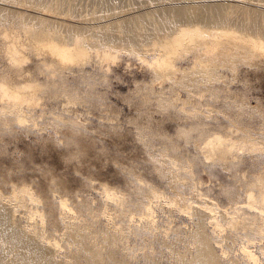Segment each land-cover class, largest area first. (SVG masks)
Wrapping results in <instances>:
<instances>
[{
	"label": "bare ground",
	"instance_id": "1",
	"mask_svg": "<svg viewBox=\"0 0 264 264\" xmlns=\"http://www.w3.org/2000/svg\"><path fill=\"white\" fill-rule=\"evenodd\" d=\"M122 53L145 77L122 97L147 163L119 164L117 142L112 185L84 173L98 129L70 108L113 112L98 86ZM242 66L264 79V0H0V264H234L233 245L264 264V112ZM29 133L40 156L15 153Z\"/></svg>",
	"mask_w": 264,
	"mask_h": 264
},
{
	"label": "rangeland",
	"instance_id": "2",
	"mask_svg": "<svg viewBox=\"0 0 264 264\" xmlns=\"http://www.w3.org/2000/svg\"><path fill=\"white\" fill-rule=\"evenodd\" d=\"M121 55L122 57H120V60L117 62V64H112V68L109 71V85L98 86L100 92H109V94L107 93L106 96L109 95L107 96V99L109 98L108 101H110L108 102V104L110 103L109 105L112 106L113 112H110L109 115H105L101 112L97 104L91 105L88 103H77L74 106L71 105L70 108L72 109V114L76 115L77 120H80L82 122L85 121L91 127L98 129V133L91 136L90 140H86V142L88 143V147H86V150L80 152V155L82 153L86 155L85 160L87 162L86 164H84V173L86 172L88 173L87 176L96 178L100 181L108 182L112 185H117L116 181H114L111 177L105 176L102 173V170L113 165V162L110 159L105 158V154H109L110 152H112V149L117 142H120V144L118 145L119 147H124V151L116 150L115 152L119 155L117 160L119 164H122L124 166L131 165L138 171L144 172L139 167L147 163V161H145L143 158V154L138 148L141 146L133 136L134 133L131 131L134 127L132 121L136 118L135 109L128 108V102L123 101V97L126 94L128 96L129 91L133 90L134 88V75L136 76L135 78L137 80H141L145 77L141 76V72L143 69L139 67L140 65L137 59L135 61L134 58L127 57V55L123 53ZM123 57L125 59L127 58L126 61L125 59H123ZM148 57L150 58V56ZM128 61L129 63H131L129 65L130 68L127 66ZM97 68L98 65L95 63H92L89 66V70L93 72H95ZM251 69V67L248 68V66H242V68L239 69V75L241 74L239 78H242L245 74L244 77H246H243L242 79H249L248 81H246L247 85L245 86L244 90L247 91L250 100H252V104L255 105L258 102L260 104V107L258 109L264 112V79L262 77H258L256 73L253 72V69ZM237 83L238 82L235 83V86L240 87L241 82L238 83L240 86ZM249 84L252 86L251 88L250 86H248ZM119 92L123 94H119ZM121 97L122 99H120ZM57 110L62 111V106L59 105ZM258 124L259 122L256 123V127H258ZM110 126H113L114 128H111ZM143 126H146V124ZM171 127L172 128L170 133L174 134L175 127L173 123H171ZM46 134L47 132L44 133L45 136ZM50 135L57 138L51 133ZM18 139L20 141V148L15 153L40 156V146L38 145V143H36L34 134H21V137ZM9 147L10 150H12L13 144H11ZM56 151H59L61 153V158L57 157ZM78 152V149L74 145L72 153L76 155ZM48 153L51 155V157L54 158L56 166H58L61 170H67L68 173L72 172L73 166H67L64 163V159H66L68 156L64 152L61 140L57 138L56 145H54ZM37 163H39L38 160ZM236 250L237 246L235 245L230 248V251H232V253H230L231 260H234V264H244L242 255H240V253Z\"/></svg>",
	"mask_w": 264,
	"mask_h": 264
}]
</instances>
